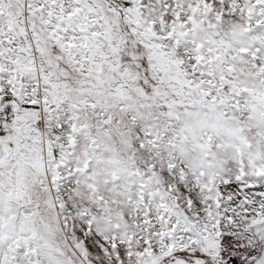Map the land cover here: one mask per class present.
<instances>
[{
    "label": "snow or ice",
    "instance_id": "1",
    "mask_svg": "<svg viewBox=\"0 0 264 264\" xmlns=\"http://www.w3.org/2000/svg\"><path fill=\"white\" fill-rule=\"evenodd\" d=\"M0 264H264V0H0Z\"/></svg>",
    "mask_w": 264,
    "mask_h": 264
}]
</instances>
